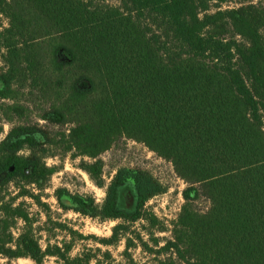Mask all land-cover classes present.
I'll use <instances>...</instances> for the list:
<instances>
[{"label": "trees", "instance_id": "obj_1", "mask_svg": "<svg viewBox=\"0 0 264 264\" xmlns=\"http://www.w3.org/2000/svg\"><path fill=\"white\" fill-rule=\"evenodd\" d=\"M222 1L0 0V100L27 87L46 98L56 121L71 124L64 151L96 157L124 136L170 161L186 183L184 202L157 251L177 264H264V22L243 9L210 11ZM227 26L242 40L223 36ZM10 138L0 141V254L41 264L30 231L13 235L28 215L5 190L41 188L54 170L22 153L41 144L32 134L21 128ZM101 165L84 166L99 187ZM127 181L135 213L116 209L117 186ZM159 191L144 173L120 169L101 213L133 223ZM18 195L36 197L25 186ZM72 200L83 214L95 208L92 198ZM125 228L116 225L107 241Z\"/></svg>", "mask_w": 264, "mask_h": 264}, {"label": "rangeland", "instance_id": "obj_2", "mask_svg": "<svg viewBox=\"0 0 264 264\" xmlns=\"http://www.w3.org/2000/svg\"><path fill=\"white\" fill-rule=\"evenodd\" d=\"M106 3L118 4V0H106ZM220 7L243 9L249 14L254 12L264 22V0H223L212 3L210 11ZM6 24L7 19L0 15V26ZM226 30L228 32H224L223 36L242 40L240 35L235 34L233 26H227ZM260 33L264 36V24ZM2 66L0 56V71ZM17 103H20L17 109L22 110L19 113L15 112ZM7 105H11V109ZM70 125L68 122L58 123L46 98L36 91L32 92L29 87L22 89L17 98L0 100V141L13 139L10 137L15 130L23 128L41 144L33 150L26 148L22 153L37 158L54 170L41 188L36 184L20 182L11 183L5 190L6 199L17 196L15 203H22L28 215L27 221L18 219L12 227L14 237L24 230L30 231L44 253L41 264H170L171 261L177 264L172 252L157 251L171 239L174 223L184 202L182 191L186 183L176 175L172 163L142 142L124 136L116 138L106 151L96 157L82 155L76 147L64 151L62 134ZM98 160L102 162V187L96 185L84 169L86 164ZM120 169L142 172L161 186V191L150 195L143 206L145 217L133 223L121 218L109 219L101 213L106 188ZM27 172L30 173V170ZM23 186L36 197L19 196ZM57 190L62 191L59 199L56 198ZM73 197L92 198L95 208L83 214L78 211ZM137 202L132 181L118 184V211L135 213ZM197 207L202 208L203 204L199 203ZM118 224H124L126 228L121 229L117 241L108 242ZM142 242L148 247H144ZM0 264L37 263L27 256L8 258L0 254Z\"/></svg>", "mask_w": 264, "mask_h": 264}, {"label": "flooded vegetation", "instance_id": "obj_3", "mask_svg": "<svg viewBox=\"0 0 264 264\" xmlns=\"http://www.w3.org/2000/svg\"><path fill=\"white\" fill-rule=\"evenodd\" d=\"M120 193H118L120 195V197L123 199L125 197H123V195L121 194V191H119ZM124 200V199H123Z\"/></svg>", "mask_w": 264, "mask_h": 264}]
</instances>
